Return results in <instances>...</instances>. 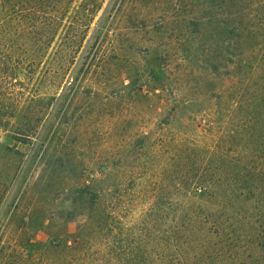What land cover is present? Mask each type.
<instances>
[{
    "label": "rangeland",
    "instance_id": "374dc122",
    "mask_svg": "<svg viewBox=\"0 0 264 264\" xmlns=\"http://www.w3.org/2000/svg\"><path fill=\"white\" fill-rule=\"evenodd\" d=\"M91 1L102 5L49 93L38 132L29 141L12 139L28 122L17 117L0 129L2 243L16 249L18 264L27 252L36 255L33 264H42V255L52 264L60 252L52 243L76 242L87 247V262L72 264H96L99 252L114 264H170L167 187L152 170L158 156L167 157L169 140L237 143L230 135L240 117L209 69L230 49L231 34L220 29L213 0H75L57 33L55 58L74 33L77 10ZM20 80L26 82L24 72ZM38 86H27L30 96ZM90 189L103 197L93 206L84 191ZM158 195L159 219L146 218ZM112 208L118 217L108 226Z\"/></svg>",
    "mask_w": 264,
    "mask_h": 264
},
{
    "label": "trees",
    "instance_id": "16d2710c",
    "mask_svg": "<svg viewBox=\"0 0 264 264\" xmlns=\"http://www.w3.org/2000/svg\"><path fill=\"white\" fill-rule=\"evenodd\" d=\"M74 1L0 0V129H7L15 117L28 121L18 124L11 137L14 140L29 141L38 132L54 95L49 93L74 63L102 5L96 1L90 7L81 4L82 10H77L69 24L74 33L55 58V39L66 26L64 20L74 9ZM213 1L220 29L227 27L231 34L227 40L231 47L219 52L209 69L219 74L220 96L233 99V112L240 118L230 137L238 141L212 145L188 141L183 145L169 140L168 155L158 156L151 177L167 187L163 198L165 218L172 227L166 247L170 264H264V0ZM224 52L229 55L225 57ZM225 58L227 63H223ZM22 72L26 82L20 80ZM36 83L39 86L30 96L27 86ZM84 191L92 206L103 199L93 189ZM159 198L145 211L146 218L159 219ZM3 199L0 185V209ZM116 214L112 208L105 213L106 219L99 218L114 223ZM1 215L2 211L0 264H18L12 258L16 249L2 243L5 225ZM97 227L103 229V224ZM51 246L60 249L52 264L87 262V247L79 242ZM97 254L96 264H114L112 257ZM35 256L27 252L17 259L20 264H33ZM40 258L45 259L42 264H49L46 256Z\"/></svg>",
    "mask_w": 264,
    "mask_h": 264
}]
</instances>
